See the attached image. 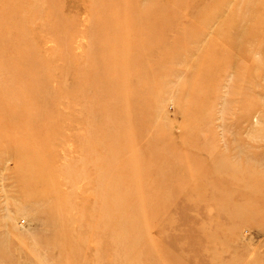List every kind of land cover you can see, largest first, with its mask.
Masks as SVG:
<instances>
[{
    "label": "rangeland",
    "instance_id": "obj_1",
    "mask_svg": "<svg viewBox=\"0 0 264 264\" xmlns=\"http://www.w3.org/2000/svg\"><path fill=\"white\" fill-rule=\"evenodd\" d=\"M185 1L135 0L140 9L152 3L149 6L154 4L157 10L164 7L169 13L178 11L172 22L171 18H165L161 34L144 32L126 38L131 48L135 47L133 41L136 46L142 42L146 48L143 52L140 48L135 51V67L128 81L137 89L142 87L139 80L149 76V90L140 96L130 95L135 98L134 107L142 104L143 116L139 119L132 116L130 109L119 104L122 93L100 75L91 78L89 69V76L80 80L84 86L82 98L75 106L81 110L82 121L70 124L67 119L63 121L61 139L52 150L55 166L50 171L58 172L57 167L63 166L64 171L70 164L75 166L74 174L93 169L91 164L80 167L83 154L78 149L79 138H91L110 127L119 138V146L101 161L114 167L108 170V178L123 181L113 195L135 194L124 188L129 185L128 179L135 180L131 168L136 161L144 185L140 194L153 208L144 212L152 221L145 222L140 233L144 242L141 239V262L264 264V0H192L189 8L177 9V5L186 6ZM60 3L62 15L74 18L72 53L82 57L99 37L86 34L91 21L88 2L60 0ZM144 11L147 13V7ZM23 18L19 21L21 30L33 27L30 34L35 37L40 34L38 24H25L33 18ZM39 44L43 54L56 46L48 33H43ZM81 65L82 62L79 66L83 68L86 64ZM98 77V82L90 84ZM64 80L71 79L64 76ZM59 82L61 78L57 75V81L51 85ZM57 109L63 116L68 115L64 101ZM84 129L89 132L84 133ZM33 134L44 135L42 131ZM2 138L10 141L6 134ZM30 145L35 147L34 155L47 151L42 143ZM2 147L0 264H107L95 257V243L86 226L94 222L93 213L89 212L91 204L83 209L80 205L83 197L93 198L94 190L102 186L100 182L94 177L89 179L90 176L79 179L70 200L74 209L52 212L55 210L52 204L25 188L30 177L16 173L27 159L15 165L10 148ZM142 162L148 166L146 171ZM110 170L115 171L113 175ZM69 176L65 172V177H60L65 190ZM32 196L35 198L31 205ZM131 197L129 200L134 203ZM155 198L161 199L156 203ZM155 207L157 214L152 211ZM116 215L112 213L111 217L117 218ZM153 215L157 218L153 219ZM61 225L70 233L76 228L82 239L73 232L67 238L60 236ZM56 239L73 247L66 243L70 248L65 245L68 252L63 249L61 253V243Z\"/></svg>",
    "mask_w": 264,
    "mask_h": 264
},
{
    "label": "bare ground",
    "instance_id": "obj_2",
    "mask_svg": "<svg viewBox=\"0 0 264 264\" xmlns=\"http://www.w3.org/2000/svg\"><path fill=\"white\" fill-rule=\"evenodd\" d=\"M86 1L88 2L91 20L86 34H99V37L89 45L90 48L80 57L73 55L70 48V40L74 35L72 27L74 18H66L62 15L60 0H0V148H4L2 146L10 148L9 151H12L15 156V165H19L21 160L27 159L26 165L17 168L16 173L19 172L23 177H26V175L30 177L28 178L29 182L25 184V188L27 187V189L36 192L37 197L44 202L52 204L55 209L52 212L61 213L60 211L70 209V200L74 196L73 188L78 180L81 178L86 179L88 176H90L89 179L94 177L102 186L94 190L91 200L83 197L80 205H83V209L91 204L89 212L92 211L94 222H90L91 226L89 223L84 224L91 230L89 235L95 243V257L99 261H106L107 264H115L116 259L118 264H144L141 262L143 257V252L140 249V246H142L140 243L141 239L142 243L144 242L143 235L140 237V233L144 231V229L142 230L144 223L152 221L150 220L152 217L149 218V215L146 216L145 213L146 211L150 212L153 208L151 203H145L144 196L142 197L143 194H140V192L144 191L141 189L144 185L142 186V180L139 178L141 173H138L140 171L137 169L136 159L134 160L136 163L132 162L134 166L131 168L135 180L132 182L128 179L129 185L124 188L127 192L135 194L113 195L114 190L119 188L123 181L120 182V178L116 180L117 177L113 180L108 178L107 175L110 174L108 170L114 169V167L112 164V166L108 164L107 161V164L102 162V158L111 152H116L119 146V138L112 134V129L108 127L99 135H94L91 138H88V136L79 138L78 149L83 154L80 167L85 168L91 164L94 170L86 168L74 174L72 169L75 166L70 164L69 169L63 171L64 166H56L59 171L56 172L54 170L52 172L50 169L55 166L53 164L52 150H54L55 144L61 139L63 121L65 119H67L68 124L77 120L82 121L81 110L75 106L78 105L79 100L82 98L84 86L80 85V80L88 77L90 70L91 78L100 75L102 78L109 80V84L122 93L123 98L119 104L124 108L130 109L132 116L138 119L143 116L144 109H142V104L134 107L133 100L135 98H131L130 95L136 97L144 94V91L147 92L149 90L147 88L148 82H150L149 76L139 80L143 88H133L128 81L135 67V51L140 48L141 52H143L146 48L142 42L136 46L134 41L132 46L135 47L131 48L126 38L130 34H143L144 32L161 34L165 18H171L172 22L173 18L177 17L178 11L169 13V9L164 7L157 10L154 4L149 6L152 3H148L146 6L147 13H145L146 7L140 9L136 5L135 0ZM185 3L186 6L177 5V9L189 8L192 0H186ZM153 11L156 13H152ZM24 16L28 17L27 20L33 18L31 22L25 23L27 26L39 25L41 32L36 34V37L30 34L33 27L21 30L19 21H22ZM41 21H43L42 26ZM170 27L172 28V24ZM43 33H48L56 42L55 48L45 54L41 52L39 44ZM148 40L152 41L150 37H148ZM80 62H82L81 66H83V63L86 65L82 68L79 66ZM130 68L131 70L128 71ZM57 75L61 78V82L53 86L51 82L57 81ZM64 76H69L71 80H64ZM98 81L99 77L90 81V84ZM85 90L84 88V92ZM128 95L129 97H127ZM58 98H60L59 102ZM61 101L65 102L68 110L67 116H63L64 114H62L61 110V112L59 109L56 110ZM54 107L56 108L54 109ZM72 119L75 121H72ZM85 129L84 133L89 132ZM37 131H42L44 135L41 137L35 136L33 133ZM5 134L10 137L9 142L2 138V135ZM54 136H57L58 139L55 140ZM22 142L26 143L22 144ZM31 143H42V147L47 149V151L43 155H34L32 150L35 147L30 145ZM143 154L146 157V154ZM155 156L157 155L155 154ZM139 157H142L141 154ZM139 160L141 161L142 159L140 158ZM144 165H142V170L146 166ZM146 169H148V166H146L144 171ZM149 170L151 169L149 168ZM65 172L70 174L67 190H65L66 187L63 188L64 183H62L60 178L63 175L65 177ZM113 172L115 171L113 170ZM19 174L18 177L20 176ZM127 175L126 177H128ZM19 178L22 179L21 177ZM126 183L125 181L124 184ZM129 196L135 199L134 203L131 201L133 199L129 200ZM158 197H161V195ZM34 198L35 196L30 197L31 201L29 200V204H33L32 199ZM155 199L157 200L156 203H158L161 198ZM115 204L117 208H115ZM72 209L74 207H71ZM102 211L106 215H103L105 218L101 214ZM152 211H155L156 214L159 213V211L156 212V207ZM112 213H116L117 218H112ZM81 214L80 210V215L78 216L81 217ZM79 217L78 220H80ZM153 217L155 219L156 216L153 215ZM79 222L82 221L80 220ZM154 223L156 225V221ZM71 231L73 232V229ZM65 232L66 230L62 229L61 225L58 233L59 235L61 234L60 236L63 235V237L67 238L72 235L70 231ZM73 234L79 236L76 228ZM60 236L59 238L61 239L57 238L62 241L63 237ZM51 239L54 240V238ZM78 239H82V236L80 235ZM60 243L61 250L58 249L61 253L63 249L65 250L69 246L73 247L68 242L66 243L69 246L66 243L64 244V240ZM95 257L94 261L96 262Z\"/></svg>",
    "mask_w": 264,
    "mask_h": 264
}]
</instances>
